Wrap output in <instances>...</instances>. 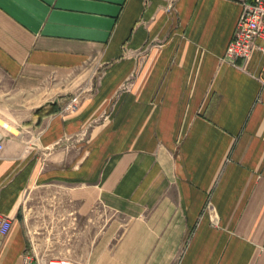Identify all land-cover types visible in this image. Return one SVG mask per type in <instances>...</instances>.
Here are the masks:
<instances>
[{
    "label": "crops",
    "instance_id": "1",
    "mask_svg": "<svg viewBox=\"0 0 264 264\" xmlns=\"http://www.w3.org/2000/svg\"><path fill=\"white\" fill-rule=\"evenodd\" d=\"M251 1L0 0V264L58 256L39 235L74 264H264V60H222Z\"/></svg>",
    "mask_w": 264,
    "mask_h": 264
},
{
    "label": "built area",
    "instance_id": "2",
    "mask_svg": "<svg viewBox=\"0 0 264 264\" xmlns=\"http://www.w3.org/2000/svg\"><path fill=\"white\" fill-rule=\"evenodd\" d=\"M257 52L264 60V0H252L242 4V10L237 20L233 36L228 43L222 60L229 65L244 69L245 63ZM241 61V65L237 62ZM78 103L77 97L64 107L73 109ZM2 146L0 145V150ZM11 227L9 218L0 216V237L6 236ZM22 264H74L69 258L50 256L37 257L28 251L23 256Z\"/></svg>",
    "mask_w": 264,
    "mask_h": 264
},
{
    "label": "rangeland",
    "instance_id": "3",
    "mask_svg": "<svg viewBox=\"0 0 264 264\" xmlns=\"http://www.w3.org/2000/svg\"><path fill=\"white\" fill-rule=\"evenodd\" d=\"M39 239V242H48V246H47V251L48 254H53V255H58L59 257H66V253L69 252L70 254L72 252L67 251L66 249V236H59L60 239L55 238V236H51V235H39L36 236ZM78 236H76L75 238H77ZM75 253V256L78 255V252H73ZM76 259V258H75Z\"/></svg>",
    "mask_w": 264,
    "mask_h": 264
}]
</instances>
